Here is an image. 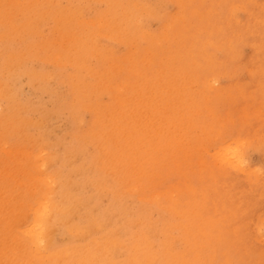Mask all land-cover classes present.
Instances as JSON below:
<instances>
[{"label": "rangeland", "instance_id": "obj_1", "mask_svg": "<svg viewBox=\"0 0 264 264\" xmlns=\"http://www.w3.org/2000/svg\"><path fill=\"white\" fill-rule=\"evenodd\" d=\"M263 164L264 0H0V264H264Z\"/></svg>", "mask_w": 264, "mask_h": 264}, {"label": "clouds", "instance_id": "obj_2", "mask_svg": "<svg viewBox=\"0 0 264 264\" xmlns=\"http://www.w3.org/2000/svg\"><path fill=\"white\" fill-rule=\"evenodd\" d=\"M244 143L245 142L241 140L224 145L217 153L219 161L233 167L234 169L242 170L245 168L249 161L244 157L242 152ZM257 170L259 171L260 169L258 168Z\"/></svg>", "mask_w": 264, "mask_h": 264}, {"label": "bare ground", "instance_id": "obj_3", "mask_svg": "<svg viewBox=\"0 0 264 264\" xmlns=\"http://www.w3.org/2000/svg\"><path fill=\"white\" fill-rule=\"evenodd\" d=\"M171 4V3H170ZM251 19V18H250ZM95 21V20H94ZM91 22H93V21H91ZM102 26V25H101ZM29 38V37H28ZM94 39V38H93ZM10 49V48H9ZM240 59H242V58H240ZM239 59V60H240ZM248 60V59H247ZM250 65V64H249ZM242 77V76H241ZM240 77V78H241ZM247 77V76H246ZM239 78V79H240ZM249 79V78H248ZM228 82V81H227ZM186 84H184V83H180V82H177V81H175V80H169V81H167V82H165L164 84H163V89H168L167 91L168 92H170V94L173 96V97H179V96H181V97H179V99H183V101H184V95H185V93H186V90H187V88H186V86H185ZM254 86V85H253ZM190 96H191V92L189 93V98H190ZM185 103H187V100H186V102ZM255 124V123H254ZM48 129V128H47ZM183 130V129H182ZM251 130H253V129H251ZM49 131V130H48ZM250 132H252V131H250ZM244 133V132H243ZM242 133V134H243ZM183 135H184V131H183ZM60 139V138H59ZM74 141V140H73ZM65 143V142H64ZM67 143V142H66ZM65 145V144H64ZM64 145H63V147H64ZM263 159V158H262ZM61 160V159H60ZM260 163V162H259ZM262 164V163H261ZM254 165V164H253ZM60 166V165H59ZM263 166H264V164H263ZM65 167V166H64ZM66 168V167H65ZM69 168V167H68ZM54 169V168H53ZM52 169V170H53ZM64 169V168H63ZM232 171V170H231ZM243 171V170H242ZM260 171V170H259ZM98 172V171H97ZM91 173V172H90ZM257 173V172H256ZM236 174V173H235ZM234 174V175H235ZM76 176V175H75ZM91 176V175H90ZM236 177V176H235ZM256 177V176H255ZM79 179V178H78ZM82 179V178H81ZM233 179V178H232ZM232 179H231V181H232ZM81 182V181H80ZM229 183V182H228ZM82 184V183H81ZM242 184V183H241ZM235 185V184H234ZM246 186V185H245ZM61 187V186H60ZM163 187V186H162ZM234 189V188H233ZM83 190V189H82ZM85 190V189H84ZM81 191V190H80ZM86 191V190H85ZM259 191V190H258ZM86 193V192H85ZM253 194V193H252ZM256 194V193H255ZM57 195V194H56ZM249 195V194H248ZM251 195V194H250ZM257 195V194H256ZM109 196V195H108ZM95 197V196H94ZM112 197V196H111ZM241 197V196H240ZM83 198V197H82ZM108 198V197H107ZM253 198V197H252ZM251 198V199H252ZM108 200H110V199H108ZM260 200V199H259ZM141 201V200H140ZM143 201V200H142ZM107 202V201H106ZM111 203H113V202H111ZM139 203V202H138ZM102 204V203H101ZM104 206V205H103ZM137 206V205H136ZM258 206V205H257ZM102 207V206H101ZM100 207V208H101ZM119 207H120V205H119ZM150 208H151V206H150ZM262 208V207H261ZM114 209V208H113ZM119 209L120 208H118V211H119ZM133 209V208H132ZM161 209V208H160ZM159 209V210H160ZM255 211V210H254ZM258 211V210H257ZM84 213V212H83ZM101 213V212H100ZM99 213V214H100ZM157 213V212H156ZM163 214V213H162ZM101 215V214H100ZM152 215V214H151ZM104 216V215H103ZM158 216V215H157ZM156 216V217H157ZM253 216V215H252ZM116 217V216H115ZM154 217V216H153ZM168 217V216H167ZM80 218V217H79ZM170 218V217H169ZM252 218H254V217H252ZM83 219V218H82ZM248 219V218H247ZM101 220V219H100ZM114 220V219H113ZM161 220V219H160ZM177 220V219H176ZM163 221V220H162ZM242 221V220H241ZM159 222V221H158ZM250 223V222H249ZM156 224V223H155ZM252 224V223H251ZM250 224V225H251ZM62 226V225H61ZM110 226V225H109ZM140 226V225H139ZM111 227H112V224H111ZM142 227V226H141ZM123 229V228H122ZM128 230H130V229H128ZM66 232V231H65ZM64 234V233H63ZM126 234V233H125ZM138 235V234H137ZM157 236V235H156ZM154 237V236H153ZM155 239V238H154ZM154 239H153V241H154ZM70 240H71V238H70ZM36 241V240H35ZM70 242V241H69ZM67 243V242H66ZM259 243V242H258ZM156 244V243H155ZM60 246V245H59ZM117 252V251H116Z\"/></svg>", "mask_w": 264, "mask_h": 264}]
</instances>
